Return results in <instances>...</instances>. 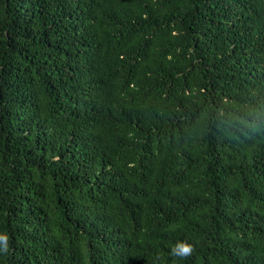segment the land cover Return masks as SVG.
<instances>
[{"label": "trees", "instance_id": "trees-1", "mask_svg": "<svg viewBox=\"0 0 264 264\" xmlns=\"http://www.w3.org/2000/svg\"><path fill=\"white\" fill-rule=\"evenodd\" d=\"M0 264H264V0H0Z\"/></svg>", "mask_w": 264, "mask_h": 264}, {"label": "clouds", "instance_id": "clouds-1", "mask_svg": "<svg viewBox=\"0 0 264 264\" xmlns=\"http://www.w3.org/2000/svg\"><path fill=\"white\" fill-rule=\"evenodd\" d=\"M192 246L189 243L181 242L177 246H174L172 251L177 255H187L191 252Z\"/></svg>", "mask_w": 264, "mask_h": 264}]
</instances>
